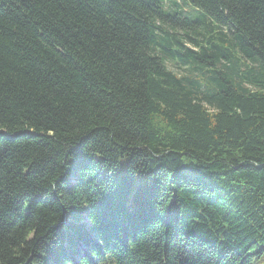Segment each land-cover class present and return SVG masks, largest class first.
<instances>
[{
    "label": "trees",
    "instance_id": "trees-1",
    "mask_svg": "<svg viewBox=\"0 0 264 264\" xmlns=\"http://www.w3.org/2000/svg\"><path fill=\"white\" fill-rule=\"evenodd\" d=\"M0 264H264V0H0Z\"/></svg>",
    "mask_w": 264,
    "mask_h": 264
},
{
    "label": "rangeland",
    "instance_id": "rangeland-1",
    "mask_svg": "<svg viewBox=\"0 0 264 264\" xmlns=\"http://www.w3.org/2000/svg\"><path fill=\"white\" fill-rule=\"evenodd\" d=\"M73 259H76V256H74Z\"/></svg>",
    "mask_w": 264,
    "mask_h": 264
},
{
    "label": "bare ground",
    "instance_id": "bare-ground-1",
    "mask_svg": "<svg viewBox=\"0 0 264 264\" xmlns=\"http://www.w3.org/2000/svg\"><path fill=\"white\" fill-rule=\"evenodd\" d=\"M151 144V143H150ZM124 158V157H123ZM191 200V199H190Z\"/></svg>",
    "mask_w": 264,
    "mask_h": 264
}]
</instances>
